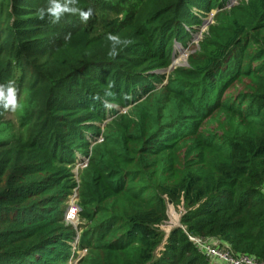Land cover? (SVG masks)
<instances>
[{"label": "trees", "instance_id": "16d2710c", "mask_svg": "<svg viewBox=\"0 0 264 264\" xmlns=\"http://www.w3.org/2000/svg\"><path fill=\"white\" fill-rule=\"evenodd\" d=\"M229 4L78 0L86 23L52 24L47 0H0V84L19 74L22 104L16 121L0 105V264H67L74 189L78 264H206L186 233L264 260V0ZM109 33L132 41L115 58Z\"/></svg>", "mask_w": 264, "mask_h": 264}, {"label": "clouds", "instance_id": "9594fccd", "mask_svg": "<svg viewBox=\"0 0 264 264\" xmlns=\"http://www.w3.org/2000/svg\"><path fill=\"white\" fill-rule=\"evenodd\" d=\"M77 3H78V0H47V7H41L37 9V15L41 20H44L47 17L49 22L52 24L59 23L66 14L67 15H78L81 21L86 23L92 17L93 9L90 7L87 10H82L76 6ZM67 38L68 36H66V39ZM106 38L108 41L112 43V47L110 48L108 52V55L111 58H115L117 55H119V48L127 47L128 45L132 43L130 39H121L120 36L112 34V33L107 34ZM18 91L19 90L16 86V83L13 80H9L5 84H0V105H2L5 110L16 112L17 110L22 108V104L20 103L19 98H18ZM97 141H100V138L97 139ZM84 159L87 160V163H88V159L87 158H84ZM69 197L67 199V202L69 200ZM76 197H77V192H76ZM65 225L70 226L66 223ZM74 231H75V239H76L77 228ZM75 243H76V247L74 250L71 251L72 247H70L69 258L71 260H77L74 256L75 251L78 250L81 253L85 251L84 253H82L83 254L82 258L80 260H77L76 264H78L86 255V249L80 246L79 236H78V241L77 242L75 241ZM67 264H69V261H67Z\"/></svg>", "mask_w": 264, "mask_h": 264}, {"label": "rangeland", "instance_id": "374dc122", "mask_svg": "<svg viewBox=\"0 0 264 264\" xmlns=\"http://www.w3.org/2000/svg\"><path fill=\"white\" fill-rule=\"evenodd\" d=\"M237 2H238V0H230V4L227 6V8L229 9L231 6L235 5ZM215 12L216 11H212L209 14L205 15V17L202 18V24L199 27L194 28V31L191 33L190 42H188L186 48L182 47L181 45H176L174 47L175 54H174V59L171 62L173 69H175L177 67H185L187 65L188 55L193 53L195 51V49H197L198 42L201 41L204 38V36L207 34L208 26L213 23V15L215 14ZM194 47H195V49H194ZM170 72L169 71L168 72L160 71L158 74L164 75L165 78H167L170 75ZM18 80H19V74H17L15 76V82L16 83L18 82ZM126 110H124V112H126ZM7 118L10 120L16 121V113L13 112V114H9L7 116ZM99 137H93V138L90 137V141H93L94 139H99ZM78 158L79 159L77 161V164L74 165L73 169H72V172H73L74 177H75L77 182H79L78 181V175L81 173V171L83 169H85V167L87 165L86 164L84 166V160H85L84 158L85 157L78 155ZM263 192H264V190H263ZM76 201H78V199ZM70 205H72L71 201L66 202V208L69 207ZM184 210L185 209L182 205H177L176 207H170L168 209V213H167L168 221L161 226V229H162L164 236H167L172 229H174L176 227H180L179 218L181 216V213L184 212ZM80 225H81V221L80 220L78 221L77 219H75V222L72 223V225H70L74 230H75V228H77L78 236L80 235ZM75 241L76 242L78 241L77 235H76V239L74 237L70 241V243H69L70 247H73L76 244ZM197 252L201 254V252H199L198 250H197ZM74 256L77 260H80L83 256V254L77 250L74 252ZM204 258L207 262L206 264H210V261L205 256H204ZM67 261H69L71 264H76V262L72 261L70 258Z\"/></svg>", "mask_w": 264, "mask_h": 264}, {"label": "built area", "instance_id": "2783aa9c", "mask_svg": "<svg viewBox=\"0 0 264 264\" xmlns=\"http://www.w3.org/2000/svg\"><path fill=\"white\" fill-rule=\"evenodd\" d=\"M87 164V160L84 161V166ZM76 190H73L72 195L68 201L72 202V205L67 207L64 214V221L68 225H72L75 219L78 218V207H77ZM183 229V228H182ZM76 230V228H75ZM78 237V234H76ZM187 235L189 241L195 246V248L201 252L209 261L210 264H264V260L254 255H239L234 254L227 244L221 243L219 240L214 238L204 239L198 236ZM76 244L72 247L71 251L74 250ZM83 251L82 253H84ZM77 262V260H72ZM69 264H71L69 262Z\"/></svg>", "mask_w": 264, "mask_h": 264}, {"label": "water", "instance_id": "95a60500", "mask_svg": "<svg viewBox=\"0 0 264 264\" xmlns=\"http://www.w3.org/2000/svg\"><path fill=\"white\" fill-rule=\"evenodd\" d=\"M174 59V57H172V60ZM173 70V66H172V63L170 64V66L167 68V69H164V70H161L162 72H170V71H172ZM160 72V71H159ZM124 110H126V109H124ZM124 110H123V112H124ZM103 127V126H102Z\"/></svg>", "mask_w": 264, "mask_h": 264}]
</instances>
